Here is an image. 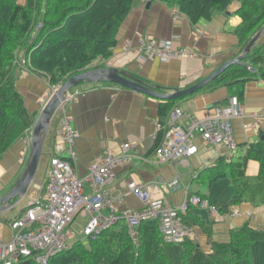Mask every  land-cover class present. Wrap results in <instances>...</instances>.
Here are the masks:
<instances>
[{"label":"crops","instance_id":"obj_1","mask_svg":"<svg viewBox=\"0 0 264 264\" xmlns=\"http://www.w3.org/2000/svg\"><path fill=\"white\" fill-rule=\"evenodd\" d=\"M17 4L23 6L25 0H17ZM237 8L238 5L231 6L228 12L217 15L211 21L194 25L184 15L156 0H137L119 30L117 45L111 57L105 62L97 60L88 70L108 67L124 71L160 95L189 88L223 63L240 56V46L233 34L241 23L240 18L234 15ZM142 39L172 41L178 50H186L193 57L166 62L142 58L138 54ZM262 43L264 31L257 46ZM16 77V88L34 124L50 96L49 86L43 77L32 76L21 69H18ZM69 96L76 97L74 102L68 101L66 106L72 129L78 135L74 144V168L78 176L85 175L92 163L101 161L106 151L117 155L121 153L123 145L132 147L128 153L129 162L114 169L115 180L104 188L117 212L141 209V204L125 186L127 181L147 186L151 193L164 198L172 208L197 194L210 204H226L232 196L220 204L210 198L211 187L227 177L234 186L228 163L244 155L248 146L256 143L260 135L264 134V76H257L239 85L208 87L176 100L158 99L103 82H83L73 88L67 98ZM234 97L240 101L244 116L232 120V132L237 143L234 152L224 146H208L196 138L197 152L186 161L173 164L155 160L154 151L161 138L156 125L166 120L169 114V110L162 114L164 103L177 101L175 108L183 114L180 124L186 125L192 117L201 118L207 111L226 107L229 99ZM250 115L258 117V131L250 128L254 122ZM54 121L56 123L53 124ZM57 122L54 117L50 123L39 160L40 163L41 159L46 158L43 181L35 179L36 170L34 180L24 196L13 208L0 212V239L4 243H8L13 235L10 223L23 215L31 202L44 198L51 152L54 156L58 154L66 157L65 146L58 143L54 135ZM245 125L249 126L247 130L244 129ZM29 140V134L25 133L1 158L0 198L12 189L24 170L29 155ZM238 149L241 154L236 157ZM23 153L25 158L21 161ZM258 172L259 165L249 160L245 164L244 179L253 180ZM174 179L179 180L180 187L175 191H166L164 184ZM84 193H92L89 186ZM119 199L121 203H118ZM233 210H237L240 216L223 221H215L204 211L194 212L200 221L198 225L192 226V236L203 251L210 250L213 242H225L229 231L244 225L253 230L264 229V204L255 207L245 201ZM102 211L109 213L108 209Z\"/></svg>","mask_w":264,"mask_h":264},{"label":"trees","instance_id":"obj_2","mask_svg":"<svg viewBox=\"0 0 264 264\" xmlns=\"http://www.w3.org/2000/svg\"><path fill=\"white\" fill-rule=\"evenodd\" d=\"M136 1L25 0L20 6L17 0H0V160L33 125L16 88L18 70L13 65L14 55L24 52L32 71L47 77L51 85H62L70 77L85 72L95 60L111 57L119 30ZM156 1L184 15L194 25L209 22L228 12L235 2L239 3L234 15L241 23L233 34L240 55L264 28V0ZM38 24L41 27L31 36ZM257 76H264V43L259 46L256 43L241 64L228 68L204 89L244 84ZM176 102L164 103L162 114L175 108ZM249 160L259 165L258 175L250 183L244 179ZM228 165L233 195L226 204L216 205L219 212L228 214L245 201L255 207L263 205L264 134ZM196 210L189 206L179 213L180 223L191 229L198 225ZM15 264L33 262L19 260ZM48 264H264V229L253 230L244 225L229 231L225 242H213L210 250L203 251L191 238L178 245L164 244L156 221L140 223L134 239L120 222L93 238L76 241L67 251L50 258Z\"/></svg>","mask_w":264,"mask_h":264},{"label":"built area","instance_id":"obj_3","mask_svg":"<svg viewBox=\"0 0 264 264\" xmlns=\"http://www.w3.org/2000/svg\"><path fill=\"white\" fill-rule=\"evenodd\" d=\"M41 27L36 25L31 36ZM18 51L14 55L13 65L27 72L31 71L28 56ZM142 58L171 61L181 57H193L186 50H178L172 41L142 39L138 47ZM76 97L69 96L60 105L53 116L57 119L54 135L58 143L65 146L66 157H56L51 152L49 170L44 185V198H39L28 205L27 210L18 219L10 223L13 232L8 243L0 239V264H15L19 260H31L33 264H48L49 259L67 251L78 240L93 238L100 232L123 222L132 239L136 236V228L144 221H156L162 242L166 245H178L187 238L193 239V230L180 223L178 214L184 213L189 206L206 212L215 221H223L239 217L237 210L222 215L217 206L198 196H190L180 205L172 208L164 198L157 197L145 185L125 182L131 195L141 204L140 210H124L117 212L112 206L105 187L115 180L114 169L129 162V144L123 145L120 154L114 155L106 151L99 162L88 166L85 175L78 176L74 164L76 154L74 144L78 137L72 129L67 112V102H74ZM182 112L173 108L166 120L158 122L157 132L161 134L154 151V157L161 163L184 162L197 152L195 139L211 147L224 146L229 151L237 149L232 132V120L243 118L242 105L234 97L229 99L226 107L207 111L201 118L192 117L186 125H181ZM253 125L258 131V117L250 115ZM249 126H244L247 130ZM32 131V130H31ZM25 153L21 156V161ZM84 185L92 190L84 193ZM180 187L178 179L164 184L168 192ZM122 200L119 199L118 203ZM108 209V215L102 210ZM77 216L88 217L82 227L83 239H78L72 230Z\"/></svg>","mask_w":264,"mask_h":264},{"label":"water","instance_id":"obj_4","mask_svg":"<svg viewBox=\"0 0 264 264\" xmlns=\"http://www.w3.org/2000/svg\"><path fill=\"white\" fill-rule=\"evenodd\" d=\"M263 31L264 28L261 29L250 40L240 56L232 58L229 61L223 63L220 67H218L216 70L202 79L199 83L183 90H176L174 93L169 95L157 94L146 83L140 81L139 79L133 77L132 75H129L124 71H119L114 68L106 67L103 69L85 71L81 74L70 77L56 90L53 91V93L50 95L45 105L43 106L38 118L36 119L31 131V138L29 140V155L25 163V168L21 175L18 177L17 181L14 183L12 189L4 197L0 198V212H5L13 208L24 196V194L32 184L53 116L57 112L60 105L64 103V101H66L68 93L77 85L83 82L91 84L103 82L163 100H176L184 97H189L204 89L207 85L213 82L231 66L241 64L243 58L259 41ZM12 200L14 201L10 203Z\"/></svg>","mask_w":264,"mask_h":264},{"label":"rangeland","instance_id":"obj_5","mask_svg":"<svg viewBox=\"0 0 264 264\" xmlns=\"http://www.w3.org/2000/svg\"><path fill=\"white\" fill-rule=\"evenodd\" d=\"M239 3H234L232 5L235 6V5H238ZM24 55V52H20ZM26 56V55H25ZM97 60H100V61H106V60H101V59H97ZM95 60L93 63H91L89 66L86 67L85 71H87L89 68L93 67V64L97 61ZM108 60V59H107ZM14 61V60H13ZM19 68H17L18 70ZM21 69V68H20ZM19 69V70H20ZM23 70V69H21ZM25 71V70H24ZM89 71V70H88ZM30 75L32 76H35V77H38V75L34 72V71H30L28 72ZM40 77H43L45 82L48 84V90H49V94L51 95L53 93V91L55 89H57L60 85H51L49 84V79L43 75H40L38 78ZM50 97V96H49ZM56 123V121L53 122V124ZM33 126L34 124L32 125L31 128H29L28 130L25 131V133H28L30 138H31V130L33 129ZM24 133V134H25ZM57 153V152H55ZM236 154V157L239 156L241 153H240V149H238V152L235 153ZM58 155V154H56ZM55 155V156H56ZM51 156H49V159H50ZM58 157H60V155H58ZM46 158H43L41 159L40 163H39V166L37 168V173H36V176H35V179H40V181H43V177L45 176V168H46V162H45ZM253 180H248V182H252ZM232 182H231V179L229 177L225 178V179H222L220 180L217 184H214L210 191H209V196L212 200H217L218 202H220V204H223L226 202L227 199H229L232 195H233V188H232ZM88 187L87 185H84V190L85 188ZM86 194V193H85ZM233 211V210H232ZM231 211V212H232ZM102 214L103 215H108L107 212H104L102 211ZM88 220V217H81V216H77L76 219L74 220L73 224H72V230L73 232H75V234L77 235V238L78 239H83V235H82V227H84V225H86V222ZM85 240V239H83Z\"/></svg>","mask_w":264,"mask_h":264}]
</instances>
